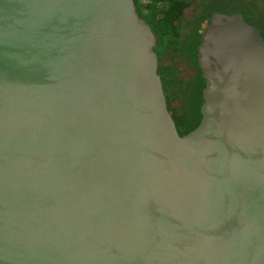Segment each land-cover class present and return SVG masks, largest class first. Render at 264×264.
<instances>
[{
  "label": "water",
  "instance_id": "1",
  "mask_svg": "<svg viewBox=\"0 0 264 264\" xmlns=\"http://www.w3.org/2000/svg\"><path fill=\"white\" fill-rule=\"evenodd\" d=\"M135 0H0V264H264V41L213 13L181 134Z\"/></svg>",
  "mask_w": 264,
  "mask_h": 264
},
{
  "label": "trees",
  "instance_id": "2",
  "mask_svg": "<svg viewBox=\"0 0 264 264\" xmlns=\"http://www.w3.org/2000/svg\"><path fill=\"white\" fill-rule=\"evenodd\" d=\"M147 34L154 44L150 54L157 68L158 86L166 97L181 134L201 120L205 80L197 65V46L210 16L215 12L240 13L261 32L264 41V0H135ZM193 8L190 17L187 9ZM178 62L193 69L184 78Z\"/></svg>",
  "mask_w": 264,
  "mask_h": 264
},
{
  "label": "rangeland",
  "instance_id": "3",
  "mask_svg": "<svg viewBox=\"0 0 264 264\" xmlns=\"http://www.w3.org/2000/svg\"><path fill=\"white\" fill-rule=\"evenodd\" d=\"M193 8L194 7H191L189 9H187L186 11V17H190L193 13ZM178 69H180V72H181V75L184 77V78H188L192 73H193V69H190L188 68L185 63H182V62H178Z\"/></svg>",
  "mask_w": 264,
  "mask_h": 264
}]
</instances>
